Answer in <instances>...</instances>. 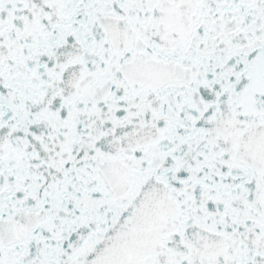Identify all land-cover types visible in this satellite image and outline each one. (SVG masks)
<instances>
[{
	"label": "snow or ice",
	"instance_id": "snow-or-ice-1",
	"mask_svg": "<svg viewBox=\"0 0 264 264\" xmlns=\"http://www.w3.org/2000/svg\"><path fill=\"white\" fill-rule=\"evenodd\" d=\"M0 264H264V0H0Z\"/></svg>",
	"mask_w": 264,
	"mask_h": 264
}]
</instances>
